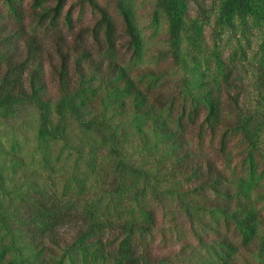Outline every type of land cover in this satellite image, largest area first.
<instances>
[{
  "label": "trees",
  "instance_id": "trees-1",
  "mask_svg": "<svg viewBox=\"0 0 264 264\" xmlns=\"http://www.w3.org/2000/svg\"><path fill=\"white\" fill-rule=\"evenodd\" d=\"M23 1L0 3V16L10 18L0 22V109L23 104L37 108L44 129L41 138L49 144V167L59 143L64 144L61 149L72 150L67 131L73 121L82 131L107 133L105 142L111 146L94 154L95 161L90 157L94 148L81 146L76 150L80 165L70 170L82 172V166L87 172L90 164L99 170V186L93 189L97 199L80 194L74 203L69 199L74 192L66 189L58 195L46 188L25 202L19 237L33 258L20 257L19 264H65L73 255L78 259L72 264H88L91 258L101 264H264V213L257 202L264 190L256 180L257 172L264 171L263 137L238 84L239 73L252 70V85L264 96V37L253 58L215 54L222 72L218 90L207 78L200 103L191 110L188 101H182L187 98L181 86L172 83L175 63L168 60L172 50L175 56L182 50L183 28L199 26L188 8L190 0H160L171 51L161 53L165 57L159 66L140 68L132 65L142 57L144 46L132 1L115 0L116 11H109L100 0H75L78 6L98 10L88 24L79 23L74 7L65 11L69 0H32L29 5ZM220 13L229 25L237 15L264 25V0H225ZM196 35L190 37L192 46L207 44L202 33ZM110 113L118 119L115 124ZM128 118L138 121L135 134L123 129ZM125 135H130L137 153L147 152L154 137L164 140L173 160V181L185 183V210L172 206L171 195L157 180L150 193L153 206L139 199L138 184L128 188L133 194L127 192L129 198L138 199L128 207L131 215L123 216L124 189L116 185V177L108 181L109 162L104 169L98 160L109 149L123 159L119 148ZM234 140L240 144L238 154ZM124 166L146 184V171L123 161L116 167ZM103 190L115 209L109 203L100 205ZM210 213L219 215L213 220L217 226L207 220ZM157 237L165 242L161 251L156 250ZM206 248L212 249L214 260L204 255Z\"/></svg>",
  "mask_w": 264,
  "mask_h": 264
},
{
  "label": "rangeland",
  "instance_id": "rangeland-1",
  "mask_svg": "<svg viewBox=\"0 0 264 264\" xmlns=\"http://www.w3.org/2000/svg\"><path fill=\"white\" fill-rule=\"evenodd\" d=\"M2 1L0 0L1 4H3ZM24 1L25 4L28 3L27 5H29L32 0ZM76 1L69 0L65 11L74 7L71 9L75 11V16L80 19L79 23H90L94 15L93 11L98 10H94L92 7L78 6L79 3ZM131 1L134 5L133 14L137 23L138 35L144 44L142 57L132 60V65L137 68L141 66H159L157 63L161 62L160 59L165 57L161 53L163 51H171V45L166 41L169 30L168 22L158 8L160 0H128V2ZM100 2L102 7L107 8L109 11H116L115 0H100ZM224 2L225 0H190L188 8H190L189 10L194 19L199 21V26L196 30L191 25H187L185 27L186 30L183 28L180 36V42L182 43L181 52L178 56H175L174 50H172L173 52L169 54L170 59L167 58L170 63H175L173 65L175 67L171 70L172 83L177 84V86L180 85L181 90L186 93H184V96L187 99L183 98L182 101H188V108L191 110L200 103L198 97L203 91V83L207 78L216 85L215 89L218 90L222 72L218 68L219 65H217L214 57L215 54H225L233 59L238 57L244 59V57L253 58L254 53L261 49L264 25L244 15L235 16L229 25L230 21L224 20L220 13ZM2 21H10L7 14L6 16H0V22ZM197 31L205 37L204 41L207 44H204L203 47L191 45L190 37L197 39ZM185 51L187 53H184ZM127 58L128 61H131V57ZM173 72L175 73L173 74ZM239 78L241 80L238 84H242L240 92L242 96L248 98L249 107L254 110L256 116L254 124L257 132L263 137L261 139L264 146V96L259 95L255 91L256 88L252 85L254 82L252 70L239 73ZM174 113L176 115L178 111L175 110ZM110 115L112 117L115 116L113 113H110ZM113 119L114 121L109 120H111L112 124H115L118 119L116 117H113ZM137 126L138 121L128 118L124 123L123 129L126 134L129 129L134 131L135 134L136 129H138ZM139 127L141 126L139 125ZM42 130H44L42 120L35 106L23 104L8 109H0V264H8V262L10 264H19L21 261L20 257L24 258V256L33 258L25 249L24 243L19 237V230L22 226L20 222L21 212L25 202L29 200L33 193L52 188L56 190L58 195H64L67 189L75 193L70 194L73 198L69 197L74 203L79 201L80 194H89L87 198L96 197L97 199V195L93 194L96 193L95 191L93 192V189L99 186L97 183L100 178L95 175L99 170L97 168L94 170L95 166L91 164L87 172L83 170L82 166H79L82 168L81 171L85 174L84 176L80 171L72 173L70 170H72L74 164L80 165L77 161L76 150H79L81 146L94 148L90 154L92 161L98 158L95 155L101 153L100 151L111 146L106 143L105 136H107V133H103L98 129H92L90 132L82 131L73 121L67 131L70 136L68 143L72 145V150L61 149L64 144L59 143V149L57 150L56 148L52 155L54 165L49 167L45 160L46 149H49V144H46L41 138ZM129 138H126L125 135L119 148V154L124 157L123 159H120L119 156H114L115 151L109 149L104 152L105 156L98 160L101 161L103 164L101 167L104 169L109 162L110 166H108L107 172L110 174V171H112V174L108 181L111 183L116 177V185L124 189L121 192L122 194H120L126 200L122 204L125 205L127 202V208L124 206L127 211L123 213V216L129 217L131 215L128 207L129 205H136L137 202L135 201L138 199L134 201L133 198H129L132 191L130 190L129 192L131 193L128 195V188L138 184L141 187L139 199L146 200L148 205L153 206V194L150 195V193L153 192L151 188L158 181H160V186L162 185L163 190L166 191L165 193L171 195L172 206H179L182 210H185L184 205L187 204L186 195L182 193L185 183L173 181V168L170 165L173 160L169 148L163 143L164 140L159 136L154 137L153 144L147 152L137 153L135 149H138V147L132 144V140ZM234 141V153L238 154L240 144L237 140ZM56 156L59 157L56 159ZM230 158L231 156L228 157V160ZM122 161L130 162V165H136L139 169L146 171L147 177H149L146 184L141 175L135 178L132 170L127 167L124 166L123 169L120 168L118 170L116 167L117 163H122ZM100 172H104V170L100 169ZM257 173L258 187L264 190V171L259 170ZM118 182H121V184L119 185ZM252 196L255 200L257 199L256 192H252ZM98 198H100L99 203L102 207L103 204L109 203L110 207L115 209V205L110 203L109 200L111 199L106 196L104 190ZM257 202L258 209H261L264 213V194L262 199H257ZM217 215L214 213L208 214L207 220L211 221L214 226H217L215 221H213ZM261 235L264 238V229ZM168 237L173 238V236ZM176 237L174 236L175 239ZM156 240V250H163L165 242L158 237ZM3 251L5 254H3ZM202 251L204 255L214 260L215 255L212 249L206 248ZM77 259L78 257L73 255L71 261L67 259L64 263L72 264ZM92 259H88V264H101L99 261ZM77 264L82 263L78 262ZM239 264H245V262L240 261Z\"/></svg>",
  "mask_w": 264,
  "mask_h": 264
}]
</instances>
